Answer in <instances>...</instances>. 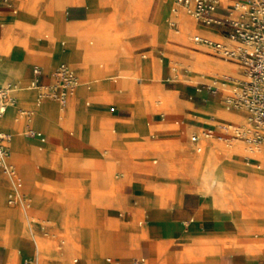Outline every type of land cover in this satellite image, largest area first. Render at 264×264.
Instances as JSON below:
<instances>
[{
	"label": "crops",
	"instance_id": "crops-1",
	"mask_svg": "<svg viewBox=\"0 0 264 264\" xmlns=\"http://www.w3.org/2000/svg\"><path fill=\"white\" fill-rule=\"evenodd\" d=\"M220 1L222 7L218 14L224 15L226 13L223 7L227 4L222 0ZM95 2L98 3L97 0H0V41L9 34L11 40L25 42L31 46V48L23 47L22 54L19 55L17 52L13 54L12 49L9 51V47H7V63L1 66L3 73L12 77L21 75L22 85L28 87L35 79L32 68L38 66L41 69V74L36 79L39 87L45 91L54 87L55 83L53 82L56 79L53 72L55 68L51 69V67L55 64L57 67L61 64L68 65L74 71L77 79L79 78L80 83L87 82L89 76L112 72L115 77L99 81L115 80L122 78L121 76L126 73L125 62L127 57L131 56L136 61L141 60L139 54L143 49L142 47L149 45L145 51L149 54L148 57L154 66V75L157 77L159 73L170 74L168 55L174 54V52L166 45L162 48L157 46L173 37L171 31L167 29L170 35L167 32L165 39L159 40L157 38L158 33L160 34L162 30V25L157 23L159 0L149 9L146 18L142 14L141 16L133 15L132 0H119L108 21L105 19L102 8L89 7L88 3L95 5ZM145 5L141 6L142 11H145ZM146 9L148 8L146 7ZM189 17L191 18V16ZM174 19L177 22V27L179 26V19L181 24H186L182 15L179 17L176 15ZM194 30L196 33L209 38L217 37L218 29L201 27V29L195 28ZM61 38H65L66 41L58 42L57 39ZM118 41L122 44V51L111 53L109 45L117 44ZM223 41L226 42L224 38ZM200 46L210 49L203 45ZM17 49L21 50V48ZM192 49L200 50L197 47H192ZM52 50L54 51L53 57L47 60V55ZM34 51L42 54L45 59L43 63L50 70L45 71L44 66L26 59L27 56L31 57L30 53ZM203 52L208 53V50ZM163 53L166 54L165 57H163ZM212 54L216 55L213 51ZM31 58L33 59V57ZM199 58V56L188 58L191 74H193V70L200 69L199 64H197ZM97 60L110 63L105 68H98L95 65ZM215 77H211L202 84H207ZM154 79L145 83L138 79H132L120 84L116 81H113V84H99L112 97L111 101H106L104 98V101L92 100L81 90L71 98V102L68 101L63 106L58 104L61 110L70 106L67 116H70L69 122L75 123L76 126L83 124L85 120L86 123L90 122L89 119H92V126H96L100 122L105 123V128L98 131L100 142L98 140L87 142L68 135L66 132L51 139H46L41 132L37 131L34 132L40 133L44 139L39 136H26L31 144L38 149L35 154L39 163L33 166V173L40 189L55 192L57 196H61L64 189L77 192L79 186H85L86 190L80 194V197L90 199L92 192L89 185L93 188L100 186L102 181L100 182L99 178L102 179L104 168L107 170V174L110 173L111 177L107 184L112 188L115 198L124 203L125 208L121 211L112 207L107 209L105 213L99 210L96 224L98 228L106 229L109 232L113 229L119 236H122V242H114L109 248H105L102 246L104 244L102 240L96 243L92 240L93 236H99V234L86 232L74 234V246H71L63 238H59L61 229L57 227L56 222L49 219L44 221H49V224L39 222L36 224V228L41 234L49 232L48 239L40 238L38 235L32 238L30 232L26 233L25 225L31 222L36 223L37 219L24 222L19 218L21 223L17 226L10 223L12 219L18 218L15 216L6 222L16 227L17 231H22L25 236L13 244L11 248H6L0 244V264H16L17 257L20 264H39L38 249L41 247L44 251H52L56 246L57 258L43 257L44 262L53 264H126L115 261L117 256L114 255L112 260L111 258L105 260L103 257L98 258L97 255L99 253L100 255L107 254V250L119 252L132 248L135 253L133 258H141L143 264H147V261H151L148 264H195L206 260L205 255L195 254V252L186 255L183 253L189 248V245L193 249L204 251L207 244L214 246L219 252L216 264H264V248L261 250L254 249L248 239L246 241L241 239L240 244L224 246L225 243L222 240L227 241L226 238L233 237L237 230V222L234 221L232 208L229 210L226 207H221L225 204H219L215 207L209 206L207 199L202 201L197 193L201 192L206 197L204 192L207 191L203 179L204 175H200V177L195 175L198 172L199 157H203L205 162L215 167V171L222 176L221 167L216 162V154L213 148L205 147L204 144L199 143L198 136L192 135L196 136L194 141L191 139L192 136L190 137V141L196 150L194 161L191 162V166H188L191 171L190 176L182 173L181 181L178 183L173 181L174 175L168 176L166 174L167 180L163 182L161 187L158 186L156 176L168 172L166 167L170 170L181 169L183 166L180 162L177 163V159L182 160L191 153L188 147L187 152L182 151L179 155H174L175 153L171 148L169 154H171L172 160L176 159V163L167 164L165 158L167 153H165L164 148L171 147L173 142L179 143L180 139L186 141V135L190 132L194 133V128L213 131L215 135H218V125L223 123L225 119L216 116L213 111L207 113L206 104L201 103L199 99L204 94L194 88L186 89L187 95H190L189 99L195 98L196 100L184 103V112L178 110L179 104L177 105L171 99L173 103L165 106L167 113L171 116L170 121L165 122L163 114H161V118L154 119L152 116L153 101L158 98V90L153 83ZM85 85H89V83H85ZM118 87L123 90H133V95L126 100L127 104L119 103L118 100L116 102L115 96L121 97L122 95L120 92L115 94L119 89ZM40 88L26 89L39 90ZM23 90L25 89L18 91ZM52 90L57 91V88L54 87ZM147 96H150V100L146 99ZM143 98L146 99V108L151 119L150 125H146L144 129L146 132L136 130L137 124L144 121V117H142L144 115L136 116L132 107V102L143 100ZM22 99L31 103L33 94L25 90ZM38 103L40 101H36L37 106H39ZM48 107L45 105L41 109L37 108V110L40 109L36 117L37 122L45 120ZM12 112L13 108H8L7 119L10 121V127L17 129L21 126V121L17 117H13ZM243 113L246 115L244 111ZM85 116L87 119L84 118ZM59 118L62 120V116ZM178 119L184 121L182 126L175 125ZM2 121L0 122V130L12 138V134L3 129ZM167 133L169 136L166 135ZM13 134H15V139L19 137L16 136L17 133ZM18 135L20 134L18 133ZM87 139L91 138L87 136ZM113 140L122 146L117 154L113 152L110 145ZM260 148L264 149V146ZM152 153L161 156L162 160L159 164L151 165L148 163L147 157ZM78 161L84 162L87 169H79ZM25 162L29 166L32 163L30 158H25ZM49 162H55L57 171H52ZM153 163H156V160H153ZM155 166L160 167L152 172L151 168ZM235 174L236 177L241 176L243 178L241 188L246 190L248 196L256 192L251 189L253 184H264V177L251 175L247 172L240 174L239 171ZM52 182L57 183V188ZM179 185L181 189H179ZM0 189L3 190L2 201L5 206L13 207L6 205L4 200L7 196L4 191L9 189V181L5 176H0ZM227 200L236 205L238 210L246 209L247 202L242 198L234 201L229 196ZM116 206L119 207V204ZM137 219L141 220L138 221ZM17 231L19 238L20 235ZM36 238H38L39 244L35 241Z\"/></svg>",
	"mask_w": 264,
	"mask_h": 264
},
{
	"label": "rangeland",
	"instance_id": "rangeland-1",
	"mask_svg": "<svg viewBox=\"0 0 264 264\" xmlns=\"http://www.w3.org/2000/svg\"><path fill=\"white\" fill-rule=\"evenodd\" d=\"M119 0H97L98 3H88L89 7L100 9L102 8L104 10V16L106 21L110 19V16L113 13V10L115 9V6L118 5ZM157 0H132V5L134 6V16H141L145 15L144 18L147 17L149 9L152 7V5L155 4ZM225 4L233 3L236 0H222ZM148 6H146V5ZM142 5H145L144 10L141 8ZM174 5L172 0H159L158 2V18L157 23H160L162 25V30L160 34L158 33L157 38L165 39V36L168 32L170 35L169 30L171 31L173 37L169 38L167 42H163V44H158L159 48H162L164 45H166L167 48L172 50L174 54H169V63H168V69L170 71V74L165 75L163 73H159L156 77L153 73L154 66L148 57V53H146L145 49L148 48L142 47V51L139 54V57L142 58L141 60H134L131 56L127 57V60L125 62L127 71L124 73V76H121L122 78H116L115 80H105L104 82L99 81L102 79H109L115 77V74L112 73H103V74H95L88 77V81L85 83H89V85H85V83H80L78 78V85L75 88L73 95L68 96L67 102H71V98L78 94V91H83V93L87 96H89L92 100H103V98L106 101H111L112 97L109 96L103 88L99 86V84L102 83H110L113 84V81H116L117 83L122 82H128L132 79H138L142 83L148 82L151 79H154V84L156 85V89L158 90V98L157 100L153 101L154 108L152 110V116L154 119L161 118V114L164 116V121L168 122L170 121V114L166 111V105L173 103L172 100H174L177 105L179 104L178 110L180 109L182 112L185 109V106H183L184 103L187 101L192 102L195 101V98L189 99L190 95H187L186 89L187 88H194V89H205V85L202 84L203 82H207L208 79L215 76H223L221 74L225 75H236L237 66L232 65L225 60L217 57L216 55L212 54L211 49H205L204 47L197 45V43L193 40V37L195 35L199 36H205L200 33L195 32V28H201V27H207V28H214L218 29L216 32L217 37L211 38L213 40H222L223 36L220 34L221 25H218L216 23L211 24H205L196 21L193 17H188L185 15H182L185 18L189 20L190 24H181V21L179 19V26L174 27L171 26V21H174V14L171 12V7ZM146 7L148 9H146ZM144 13V14H143ZM193 18V19H192ZM167 29H169L167 31ZM118 38V36H117ZM57 41H66L65 38L57 39ZM11 51L12 53H18L22 54L23 47L25 48H31L30 44H27L25 42L21 41H13L9 38V34H7V37L0 41V84L3 86H11L13 88V93L11 94V101L9 103H15L13 107V112L11 115L14 117H17L19 121H21V126L17 129H12L10 127V121L7 119L8 113H5L3 116V128L7 132H10L12 134L11 141L7 144L8 145V154H7V160L10 164H12L17 172L18 177L20 178L21 187L18 190L19 194V200L14 203H9V196L8 194L10 192L14 191V184L13 181L0 170V176L7 177L9 181V189H6L4 191V194L7 195L5 197V203L8 206L13 207H7L2 201V193L3 190L0 189V244L4 245L6 248H11L13 244H16L19 239L23 238L25 235L22 231L18 230L17 228L12 226L19 225L21 223L20 219L22 221L27 220H34L37 219L36 223H30L25 225L26 233L30 232L31 237H37L38 235L40 238L48 239V233L41 234L38 232L36 228V224L43 223V224H49V221L44 222L46 219H49L53 222L57 223V227H59L60 230V239H64V241L69 243L71 246H74L73 240L75 239V235L77 233H96L99 234V236H93L92 240L96 243L97 241L102 240L104 244L102 245L105 248H109V246L112 243L122 242V236H119L118 233L114 232L113 229L110 230V232L106 229L98 228L96 218L98 215V211L101 210L104 213L107 212V209L109 208H117V210H123L125 208V205L123 202L119 201L115 198L113 194V190L110 186H108L107 182L110 180V173L104 168L103 169V175L101 176L102 179L99 178L100 186L97 188H93L89 185L90 191L92 192V197L90 199H82L80 197V194L86 190L85 186H79L77 188V192L71 191L70 189H64V193L62 192L61 196H57V193L46 191L43 189H40L37 186L36 182V176L33 173V166L39 162L36 160V152L38 149L34 147L29 139H27V130L31 129L32 131L41 132L46 139H51L53 137L61 135V133L66 132L68 135L75 136L79 139H82L87 142H93L95 140H99L98 137V131L101 128H105V123H99L96 126H92V119H89L90 122L86 123V120L83 124H79V126H76L75 123H70V116H67V112L70 110V106L67 107L65 110H61L59 103L54 102L51 98H49L47 95L48 93L52 97H59V92L61 91L60 88L57 87V91H52L54 87H50L46 89L47 91L43 89L39 90H27L26 88H30L31 85H34L33 82H31L30 86L25 87L22 85L21 75H18L16 77H12L10 75H7L3 73V70L1 68L2 64L4 65L7 63V55L6 50ZM192 47H197L200 50L192 49ZM16 48H21V50L18 51ZM122 44L118 41L117 44L109 45V51L111 53H118L122 51ZM208 50V53H204L203 51ZM211 52V53H210ZM54 51L52 50L49 55H47V60H50L53 57ZM12 54V55H13ZM31 57H26V59H29L30 61L42 65L45 67V71H48L50 69L46 68L43 61L45 60L42 57V54L34 51L31 52ZM165 53H163V57H165ZM191 56H199L200 58L197 60V64H199L200 69L193 70L191 74L189 72L190 70V63L188 58ZM144 57V58H143ZM108 61L103 60H97L95 61V65L98 68H105L108 65ZM56 69L57 64L53 65L51 69ZM233 70V72H232ZM73 71V70H72ZM54 73V72H53ZM73 74L75 75L74 71ZM196 74V75H194ZM202 76V77H200ZM98 81V82H94ZM53 83L56 84V81ZM39 84V83H38ZM207 84H211V81H209ZM58 85V81H57ZM119 89L115 93L116 95L120 92L122 95L121 97L115 96V100L119 101V103L127 104L126 100L130 96L133 95V90L131 89H125L123 90L121 87H118ZM19 89H25L26 91H30L33 94V101L31 103L25 102L22 99L23 91H18ZM54 93L57 95L54 96ZM80 93V92H79ZM204 95L200 97V102L203 104H206L205 109L208 112H212L220 117L225 119L224 122H233L237 127H242V125L245 123L238 122L242 121L241 118L245 115H243L242 112H240L238 109L232 108L230 105H228L224 100H221L222 93H225L224 91L222 93L213 94L212 92H209L206 90V92H202ZM42 95L40 98L39 106L36 105V101H38V97ZM224 95V94H223ZM94 96V97H92ZM150 96H147V100ZM146 99L143 98V100H135V102H132V107L134 109V113L136 116H142L144 117V121L142 123H138L136 126L137 131L146 132L145 127L146 125H150L151 119L149 117L147 108H146ZM172 99V100H171ZM49 106L48 111L45 115V120L43 122H37L36 117L38 115L39 110L43 106ZM224 106L229 107L231 111H226ZM37 108H40L37 110ZM242 113V114H239ZM243 115V116H242ZM60 116H62V120H60ZM87 119V117H84ZM143 119V118H142ZM243 119V118H242ZM177 122V123H176ZM175 125L176 126H182L184 124V121L181 119L176 120ZM28 128H25V127ZM10 129V130H9ZM193 129V128H192ZM14 130V131H13ZM204 129H196L194 128L193 132H190L186 135V141L184 139H180L181 141L173 142L171 147H168L167 149L164 148V151L166 154L165 158L167 160V164L175 162L176 159L172 160L171 154V148L174 151V155H179L182 151L188 150L191 153L187 154L182 160L177 159V163L180 162V164L183 166L181 169H174L170 170L166 167L168 173L167 175H174V180L180 183L181 181V175L182 173L186 176H190L191 171L188 169V166H191V162L194 161L195 158V146L190 141V137L192 135L200 134ZM220 130V129H218ZM234 128H230V131L233 132ZM183 131H185L183 129ZM17 133L16 139L14 138L15 134ZM18 133L20 135H18ZM211 133L214 134L213 131ZM169 136V134H166ZM173 135V134H172ZM87 136L91 139H87ZM15 139V141H13ZM129 139V138H128ZM127 139V140H128ZM13 141V142H12ZM12 142V143H11ZM188 143V144H187ZM199 143H202L205 145V147H211L213 148L215 154H216V162L221 167V174L218 172H215L216 174L213 175V178H217L219 181L224 182V188H225V197H219L216 201L213 200V197H210L211 195H204L201 192H197L200 195V198L202 201L207 199V203L209 206H217L219 204H225L221 207H226L230 210L232 208V214L234 221L238 223L239 227H237L236 233L233 235L232 238H226L224 241V246L227 244H240V240L243 239V241H246L248 239V242L254 249L261 250L264 248V184L263 183H257L253 184L251 186V189L256 191L249 196L247 195L246 190H243L242 187V180L243 178L241 176L236 177L235 172L239 171L240 174H245V172L256 175L259 177H264V171L262 168L257 169L256 164L254 160L260 159L256 154H252L246 149L250 147L251 145L247 142L241 140V139H232V141L225 142L223 140H218L216 137H213L212 139L208 140H202ZM227 143H233L240 146H232L228 147L224 144ZM111 147L113 149L114 153H118L119 149L122 148L119 142L113 140L111 142ZM231 156V157H229ZM214 157V155H213ZM25 158H30L32 163L29 166L25 162ZM153 160H156V163H153ZM162 158L160 155L157 154H149L147 157L148 163L151 165H157L161 162ZM52 171H57L55 162H49ZM201 168L204 171L205 163L201 164ZM107 167V166H106ZM160 166H155L151 168L152 172H155ZM78 168L82 170H86L85 163L82 161H78ZM187 169V170H186ZM100 171V170H99ZM101 173V171H100ZM100 176V175H99ZM158 186L161 187L163 182L167 180L166 174H161L159 176H156ZM234 183L235 185V195H230V184ZM239 183H241L239 185ZM54 186L57 188V183H53ZM226 186V187H225ZM180 187V185H179ZM181 189V187L179 188ZM214 193V192H213ZM231 197L232 200L237 201L239 198H242L244 201L247 202V205L245 206L246 209L242 208L237 209V206L231 203L230 200H227L228 197ZM176 199V198H175ZM216 199V198H215ZM11 200V199H10ZM230 201V205H229ZM119 204V207L116 206ZM17 216L18 218L12 219V217ZM20 218V219H19ZM12 219V220H11ZM6 220H11L9 224L6 222ZM140 221L141 219H137ZM39 222V223H38ZM105 223H108L105 221ZM236 223V224H237ZM16 231L19 233V238L16 233ZM46 231V230H45ZM117 231V230H116ZM53 233V232H51ZM116 233V235H115ZM41 235V236H40ZM114 235V236H113ZM63 236V237H62ZM37 244H39L38 238L35 239ZM34 244V243H33ZM35 246V245H34ZM188 246V245H187ZM36 247V246H35ZM189 248L186 249V251L183 253L185 254H191L192 252L200 253L205 255L206 260L201 262H196L195 264H216V258L219 257V252L215 249L212 245H206L204 251H198V249H193L191 245L188 246ZM56 248H54L51 252V255L47 254L50 259L57 258ZM224 247L222 248L223 251ZM220 251V253H222ZM134 251L132 248L126 251H119V252H110L107 250V254L100 255V253L97 255L98 258L103 257L104 260L106 258H111L112 256H117L115 261H119L121 263L129 264L134 260L133 255ZM46 253L43 252L42 248H39L38 252V263L41 264L42 257H45ZM133 258V259H132ZM137 259V258H135ZM29 260V259H28ZM218 260V259H217ZM151 263L150 262H146ZM16 264H20L19 258H16ZM31 264V263H30ZM42 264H53L51 262H43Z\"/></svg>",
	"mask_w": 264,
	"mask_h": 264
},
{
	"label": "built area",
	"instance_id": "built-area-1",
	"mask_svg": "<svg viewBox=\"0 0 264 264\" xmlns=\"http://www.w3.org/2000/svg\"><path fill=\"white\" fill-rule=\"evenodd\" d=\"M171 12L176 15L182 10L196 21L221 25L220 34L226 40H213L207 36L195 35L193 40L210 48L214 54L237 66L236 75L217 76L205 89L215 94L224 91L222 100L232 108L243 110L245 123L242 127L220 123L219 129L229 133L232 139H241L255 148L264 146V0H236L223 7L226 14L219 15L222 7L220 0H173ZM177 27V22L171 21ZM35 77L33 84L38 85L37 76L41 74L38 66L32 68ZM60 88V102H65V93L74 86L75 77L71 68L61 66L53 73ZM58 81V85H57ZM55 91V90H52ZM57 94L54 93V96ZM52 96V95H51ZM57 97V96H56ZM11 101L7 87L0 86V115L5 105ZM230 128H234L233 132ZM29 136H36L27 130ZM191 139L196 140V136ZM9 137L0 131V170L11 177L13 167L6 162ZM19 181H16L19 186ZM11 200H9L10 202ZM12 203V201L10 202ZM132 264H143L141 258L134 259Z\"/></svg>",
	"mask_w": 264,
	"mask_h": 264
},
{
	"label": "bare ground",
	"instance_id": "bare-ground-1",
	"mask_svg": "<svg viewBox=\"0 0 264 264\" xmlns=\"http://www.w3.org/2000/svg\"><path fill=\"white\" fill-rule=\"evenodd\" d=\"M173 1V0H172ZM178 17L180 16V15H185V16H187V14L186 13H183L182 12V10H179V12L176 14ZM176 15H174V16H176ZM189 17V16H188ZM184 21L186 22V24H190L189 23V20L187 19V18H185L184 19ZM201 29V28H200ZM211 33V32H210ZM231 64V63H230ZM233 65V64H232ZM61 66H67V67H69L68 65H66V64H61V65H59L58 67H57V69L59 68V67H61ZM70 68V67H69ZM232 72H233V70H232ZM221 75H225V74H221ZM74 77H75V81H74V86H73V88L72 89H70V90H68L66 93H65V102L63 103V104H61V102H60V97H52V96H50V94L48 93V97L49 98H51L52 100H54V101H56V102H58L61 106H63V105H65L66 104V102H67V98H68V96H70V95H72L73 94V92H74V90H75V88L77 87V85H78V79H77V77H76V75H74ZM0 86H2V87H7V89L9 90V95L11 96V94L13 93V88L11 87V86H3V85H0ZM30 88H33V89H37V88H40L38 85H31V87ZM42 88V87H41ZM40 88V89H41ZM43 89V88H42ZM198 90H200V91H202V92H206V90L204 91V90H202V89H198ZM217 93H222L221 91H218V92H216L215 94H217ZM214 94V95H215ZM223 94V93H222ZM42 97V95H40L39 97H38V101H40V98ZM10 102V101H9ZM7 103L6 105H5V109H4V112L0 115V120L3 118V116L5 115V113L7 112V110H8V108H13L14 107V105H15V103L13 102V103ZM224 108H225V110L226 111H231L230 109H227V106H224ZM240 112H242L243 113V110H240V109H238ZM244 114V113H243ZM3 120V119H2ZM1 120V121H2ZM242 121H239V122H243V121H245V117L243 118V119H241ZM0 121V122H1ZM231 126H234V124H236V123H233V122H228ZM1 131V130H0ZM2 132V131H1ZM34 132V131H33ZM4 133V132H3ZM35 134H36V136H39L41 139H44V138H42V136H41V134L40 133H37V132H34ZM6 134V133H5ZM8 135V137H9V141H8V143L10 142V140H11V137H10V135L9 134H7ZM27 136H29L28 134H27ZM196 136H198V138H199V142L200 141H202V140H208V139H212L213 137H217V139L218 140H223V141H225V142H229V141H232V138L230 137V135H229V133H227V132H223V131H221V130H218V135H215V134H213V133H211V131H208V130H203L200 134H196ZM7 143V144H8ZM224 145H226V146H228V147H232V146H240V145H236V144H233V143H227V144H224ZM246 151H248V152H250V153H252V154H256V156H258L260 159H258V160H254L257 164H256V168L257 169H260V168H262L263 169V171H264V149H262V148H255V147H253V146H250V147H248V149H246ZM6 162L8 163V164H10L9 162H8V160H7V157H6ZM202 163H205V167H204V171H203V169L201 168L202 166H201V164ZM12 167H13V169H14V175L13 176H11V177H9L12 181H13V184H14V191L13 192H11V193H9L8 194V196H9V198L11 199V201H14V203H16L18 200H19V194H18V190H19V188L21 187V182H20V178L18 177V174H17V171H16V169H15V167L12 165V164H10ZM197 167H198V172L195 174L196 176H198L199 175V177H200V175H204L203 176V179H204V184H206V192H204L206 195H211L210 197H213V200L214 201H216L217 200V198H219V197H225V195H226V193H225V188H224V182H223V180L222 181H219L217 178H213V175H215L216 173V171H215V167H212V166H210V164L209 163H207V162H205V159L203 158V157H199V159H198V162H197ZM162 173V172H161ZM168 173V172H167ZM166 172L165 173H163V174H167ZM16 181L18 182H20L19 183V186H17V184H16ZM235 185H234V183H231L230 184V190H231V192H230V195H232V196H234L235 195ZM214 192V193H213ZM216 198V199H215ZM10 199H8V200H10ZM10 201V202H11ZM9 202V203H10ZM236 226L237 227H239V225H237L236 224ZM38 252H39V249H38ZM43 252H45L46 253V255H45V257H47L48 255L47 254H49V256L51 255V252L48 250V251H44L43 250ZM52 256V255H51ZM44 261H43V257H42V259H41V262L40 263H43ZM26 263V262H25Z\"/></svg>",
	"mask_w": 264,
	"mask_h": 264
}]
</instances>
